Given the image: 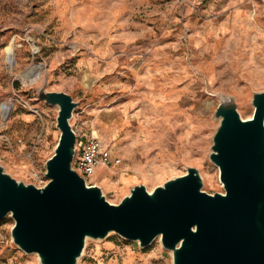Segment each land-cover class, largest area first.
Returning <instances> with one entry per match:
<instances>
[{
    "label": "rangeland",
    "instance_id": "1",
    "mask_svg": "<svg viewBox=\"0 0 264 264\" xmlns=\"http://www.w3.org/2000/svg\"><path fill=\"white\" fill-rule=\"evenodd\" d=\"M248 13L249 19L234 13ZM70 94L71 125L98 132L120 163L89 176L108 202L136 185L152 192L197 168L203 190L224 193L211 162L214 113L233 97L245 120L264 91V0H0V165L25 184L48 183L59 108L37 98ZM0 220V264H41ZM78 264H173L157 238L147 248L111 233L88 239Z\"/></svg>",
    "mask_w": 264,
    "mask_h": 264
},
{
    "label": "water",
    "instance_id": "2",
    "mask_svg": "<svg viewBox=\"0 0 264 264\" xmlns=\"http://www.w3.org/2000/svg\"><path fill=\"white\" fill-rule=\"evenodd\" d=\"M48 75L37 98L59 108L61 135L46 162L48 183L18 181L0 165V220L11 214L13 242L41 264H78L88 239L111 233L150 247L157 238L173 264H264V91L253 94V116L243 119L233 97H221L220 124L210 160L220 171L224 193L203 190L195 167L152 192L136 185L119 204L88 185L72 167L78 103L65 92L48 91Z\"/></svg>",
    "mask_w": 264,
    "mask_h": 264
},
{
    "label": "built area",
    "instance_id": "3",
    "mask_svg": "<svg viewBox=\"0 0 264 264\" xmlns=\"http://www.w3.org/2000/svg\"><path fill=\"white\" fill-rule=\"evenodd\" d=\"M203 2L204 0H200ZM73 128V127H72ZM76 134V153L72 163L73 169L85 178L88 185H96L90 182L89 176L96 172L100 166L114 168L120 160L112 154L99 137L94 134L84 135L79 129L73 128Z\"/></svg>",
    "mask_w": 264,
    "mask_h": 264
},
{
    "label": "crops",
    "instance_id": "4",
    "mask_svg": "<svg viewBox=\"0 0 264 264\" xmlns=\"http://www.w3.org/2000/svg\"><path fill=\"white\" fill-rule=\"evenodd\" d=\"M240 16H245L246 19L248 20L250 15H249L248 13H245V15H243V13H239V12H235V13H234V19H235V20H236V19L238 20V18H240ZM98 168H102V170H103L104 172H106V171H105L106 169H105L104 166H100V167H98ZM98 168H97V169H98ZM97 169H96V170H97ZM96 184H97V183H96Z\"/></svg>",
    "mask_w": 264,
    "mask_h": 264
},
{
    "label": "bare ground",
    "instance_id": "5",
    "mask_svg": "<svg viewBox=\"0 0 264 264\" xmlns=\"http://www.w3.org/2000/svg\"><path fill=\"white\" fill-rule=\"evenodd\" d=\"M93 134H94L95 136L99 137V136H98V132H97V131H96V132H95V131H93Z\"/></svg>",
    "mask_w": 264,
    "mask_h": 264
}]
</instances>
